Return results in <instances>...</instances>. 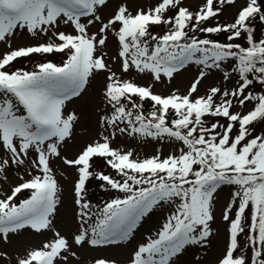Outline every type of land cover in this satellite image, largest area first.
<instances>
[{"label":"snow or ice","instance_id":"snow-or-ice-1","mask_svg":"<svg viewBox=\"0 0 264 264\" xmlns=\"http://www.w3.org/2000/svg\"><path fill=\"white\" fill-rule=\"evenodd\" d=\"M0 178V264H264V0H0Z\"/></svg>","mask_w":264,"mask_h":264},{"label":"rangeland","instance_id":"rangeland-1","mask_svg":"<svg viewBox=\"0 0 264 264\" xmlns=\"http://www.w3.org/2000/svg\"><path fill=\"white\" fill-rule=\"evenodd\" d=\"M190 3H197L198 0H189ZM26 42V41H25ZM41 59L40 57H35V60H39ZM28 67H31V63L28 64ZM190 74L186 73L184 76H179L177 77V79L173 82V87H180L181 89H183V87L185 86V84L187 83V80L189 79ZM138 83H142V81H137ZM158 91H165V89L163 87H160L157 89ZM133 147L136 149L137 152H139L141 155L144 154H151V152L153 151V148L151 145H143V144H136L133 145ZM9 183H14V179L13 177L10 175L9 176ZM9 187L8 183H5L3 181L2 178H0V196L3 195L4 191H6ZM93 192L96 191L95 188L92 189ZM227 193H221L220 195V202L223 203L224 199L226 198ZM102 197L97 195L96 199H101ZM155 223V218L151 221H148L147 224H145V229H149L153 226V224ZM145 229H141V232H144ZM138 239L140 238L139 236L137 237ZM220 244L223 243V230H221V235H220ZM89 255L92 256H108V257H115L117 259H123L124 256L126 255V253L123 250H107L104 252H100V253H91ZM215 255V249L213 250L212 256Z\"/></svg>","mask_w":264,"mask_h":264}]
</instances>
